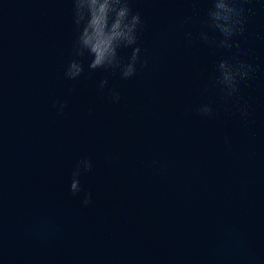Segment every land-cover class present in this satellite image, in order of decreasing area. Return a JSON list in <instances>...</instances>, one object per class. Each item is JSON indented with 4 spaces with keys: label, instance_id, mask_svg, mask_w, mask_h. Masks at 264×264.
<instances>
[{
    "label": "water",
    "instance_id": "water-1",
    "mask_svg": "<svg viewBox=\"0 0 264 264\" xmlns=\"http://www.w3.org/2000/svg\"><path fill=\"white\" fill-rule=\"evenodd\" d=\"M234 2L224 48L213 0H129L141 51L122 79L75 57L73 0H0V264H264V0ZM221 60L253 69L232 96Z\"/></svg>",
    "mask_w": 264,
    "mask_h": 264
},
{
    "label": "clouds",
    "instance_id": "clouds-1",
    "mask_svg": "<svg viewBox=\"0 0 264 264\" xmlns=\"http://www.w3.org/2000/svg\"><path fill=\"white\" fill-rule=\"evenodd\" d=\"M243 8L234 0H213L211 8L207 11L208 27L219 31L223 37L219 40V46L224 48L239 47L231 38L244 30ZM72 22L75 27V39L73 53L75 57L85 54L89 57L88 69L118 71L122 79L132 77L136 72L138 55L141 51L138 45V32L142 26L139 12H133L129 6V0H73ZM200 39L205 42L208 37L200 34ZM131 49L127 62L119 55L120 49ZM143 67V64L141 65ZM252 66L244 62L236 64L221 60L218 64L219 78L217 83L222 85V90L227 96H232L238 91V84L243 83L252 71ZM83 72V66L78 59H71L64 71V77L74 80ZM239 78V79H237ZM106 79H101L98 85L103 90L107 85ZM111 100L118 102V93L111 94ZM64 103L59 104L58 111H63ZM53 107H56L54 104ZM202 116H211L212 109L203 105L197 109ZM247 116L246 107L240 110ZM88 159L79 161L72 172L69 191L76 195L81 191L78 177L81 168L87 172L91 170ZM90 202V194H85L82 203Z\"/></svg>",
    "mask_w": 264,
    "mask_h": 264
}]
</instances>
